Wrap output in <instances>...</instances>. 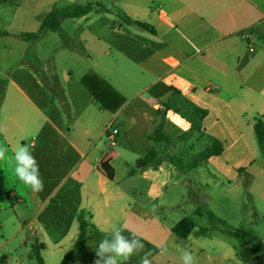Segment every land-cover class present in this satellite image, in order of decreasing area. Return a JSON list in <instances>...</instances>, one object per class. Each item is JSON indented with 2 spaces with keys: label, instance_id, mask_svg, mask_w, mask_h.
<instances>
[{
  "label": "crops",
  "instance_id": "crops-1",
  "mask_svg": "<svg viewBox=\"0 0 264 264\" xmlns=\"http://www.w3.org/2000/svg\"><path fill=\"white\" fill-rule=\"evenodd\" d=\"M159 2L167 8L157 12L133 6L123 11L151 25L153 33L123 24L110 8L111 13L94 11L80 18L109 67H134L140 70L135 80H150L135 95H128L125 85L111 88L106 101L114 111L103 107L81 83L88 74L97 83L105 80L101 72L83 68L79 78L69 75L63 80L55 74L54 60L50 67L38 53L35 60L22 62L17 79L8 84L4 80L0 144L8 148L9 157L20 145L30 146L44 181V190L33 192L16 177L14 160L0 162V214L13 213L18 235L30 231L35 236L38 218L46 227L58 225L46 211L61 205L71 226L84 217L94 232L104 234L112 225L126 224L152 257L171 259L167 264H181L180 250L185 248L197 255L199 264H225L234 250L240 257L239 248H231L220 236L192 238L191 232L180 239L171 230L178 222L167 226L160 214L173 208L186 176L175 163L176 146L196 132L192 124L202 117L199 137L223 146L220 155L204 162L228 182L238 177L246 146L256 138L255 123L264 122V69L257 36L264 34L259 30L264 13L252 0ZM166 36L181 41L173 44L163 39ZM39 64L46 75L39 72ZM124 72L132 79L134 72ZM254 112L259 116L252 123L247 115ZM159 125L167 140L155 139ZM113 130L118 131L115 145L109 139ZM152 150L156 158L145 162ZM8 192L16 198L14 207ZM74 233L70 237L77 238L79 223Z\"/></svg>",
  "mask_w": 264,
  "mask_h": 264
},
{
  "label": "rangeland",
  "instance_id": "rangeland-1",
  "mask_svg": "<svg viewBox=\"0 0 264 264\" xmlns=\"http://www.w3.org/2000/svg\"><path fill=\"white\" fill-rule=\"evenodd\" d=\"M252 1L264 13V0ZM95 2L110 8L113 14L133 6L144 7L145 11L152 9L157 12L167 8L159 0L154 1V6L152 0H11L0 6V32L6 30L13 33V36H0V79L6 80L7 84L17 79L22 62L35 60L38 53L39 57L48 61L50 67V60H54L55 74L63 80H67L69 75L72 78H79L83 68H86L101 72L111 88L125 85L128 95L139 92L150 80H135L140 70L134 67L129 68L126 65L114 69L109 67L104 62V58L99 56L95 40L85 31L86 21L66 19L62 22L59 32L44 31L33 42L23 41L14 35L39 32L41 18L53 7L64 8L74 4L86 5ZM92 15H95V12ZM263 29L264 26L259 27V30L263 31ZM257 36H259L260 57L264 69V34L261 32ZM163 39L173 44L181 41L177 36L176 38L166 36ZM75 51L79 52V56ZM38 70L46 75L43 64L38 65ZM126 70L134 72L130 77L132 79L125 76ZM166 79L172 82V78L168 75ZM262 86H264V76ZM8 93H12L10 88ZM145 93L147 92L142 93L141 96H145ZM257 116L259 115L255 112L248 113L247 119L254 123ZM210 119L214 121L215 117L212 116ZM252 141L246 146L245 162L241 165L243 170L239 172L235 181L231 182L219 176L211 165L204 162L202 155L212 144L209 138H200L196 131L179 141L175 157L176 162L185 170L186 176L176 190L177 201L173 208L168 209L165 215L160 214V218L167 226L184 218H191L196 223L192 238L210 239L220 236L231 248L235 246L240 249V244L239 240L229 232L241 230L245 235V248L249 251V256L256 259L259 264H264V148L258 144L256 138ZM225 157L221 158L224 163ZM198 209L201 210V215L197 213ZM46 212L59 224L46 227L38 218L34 225L35 236L30 231L18 235L20 226L13 225L11 221L13 213L0 214V264H39L32 249L36 244L35 238L39 243L44 244V249L41 251L44 264L62 262L74 245L76 235L70 236L78 231V222L73 220L71 226L66 211L61 205H51ZM208 212L214 213L219 221L211 220ZM92 231L90 229V234ZM103 237V233L93 231L87 246H84L82 252L67 264H94L97 258L94 247ZM142 255L143 253L135 255L126 264H140ZM150 259L153 264H167V260H171L164 255ZM200 261L205 260L200 257ZM225 264L252 263L243 262L234 250Z\"/></svg>",
  "mask_w": 264,
  "mask_h": 264
},
{
  "label": "trees",
  "instance_id": "trees-1",
  "mask_svg": "<svg viewBox=\"0 0 264 264\" xmlns=\"http://www.w3.org/2000/svg\"><path fill=\"white\" fill-rule=\"evenodd\" d=\"M11 0H0V6L4 5ZM101 13H111L112 11L110 9H107L106 7L102 6L99 2L95 3H88L86 5L81 4H74L71 6H67L64 8H57L53 7L52 10L43 16L41 18V27L39 32L37 33H19L15 34V36L23 41L26 42H33L36 40L40 33L44 31H52V32H59L61 30V24L66 19H80L83 18L90 13L97 11ZM123 24L127 26H133L139 30L148 31L153 33V27L145 22H141L138 20L132 19L129 15H127L125 12H116L114 13ZM11 34L8 32L0 33V36H10ZM13 36V35H12ZM94 75L88 74L86 75L81 83L82 85L93 95V97L105 108L114 111L111 107V105L106 101V95L109 93L111 87L105 81L104 79H100L97 82L93 80ZM5 87H6V81L0 79V105L3 101L4 94H5ZM202 114L205 116L206 111H202ZM202 120L199 119L198 121L194 122L192 124L191 129L193 131H200ZM255 135L257 138L258 144L264 148V122L261 119H257L255 123ZM155 139L157 141H164L167 140L166 135L163 132V126L159 125L155 131ZM223 151V146L219 141H214V143L205 150L204 154L202 155L204 160H207L211 156H217L220 155ZM157 156V153L155 150L150 151L147 156L144 158L145 162H152ZM177 165L178 162L175 161ZM181 167V165H179ZM243 169H240L239 172H241ZM8 200L11 204V207H14L16 204V198H13L11 196V192H8L7 194ZM197 213L199 215L202 214L201 210L198 209ZM209 218L211 220L219 221V219L211 212L207 213ZM79 223V233L78 236L74 242V245L71 249V251L63 258L62 262L60 264H67L69 261H72L75 259L77 255H79L85 245V242L87 240L88 234L90 229L94 228L91 224L88 223V221L84 217H80L78 219ZM196 223L191 218H184L181 221H179L176 225L172 227V232L179 237L180 239H187L188 236L191 234V232L195 229ZM232 236L237 238L239 240L240 249H239V255L241 259L246 263H252V264H259L256 259L249 256V251L245 248V235L241 230L236 231H230L229 232ZM33 253L38 261L39 264H44V260L41 256V251L44 249V244L38 243L36 241V244L32 247ZM131 264V263H127Z\"/></svg>",
  "mask_w": 264,
  "mask_h": 264
},
{
  "label": "clouds",
  "instance_id": "clouds-1",
  "mask_svg": "<svg viewBox=\"0 0 264 264\" xmlns=\"http://www.w3.org/2000/svg\"><path fill=\"white\" fill-rule=\"evenodd\" d=\"M3 129H0L2 132ZM8 148L0 144V162L14 160V173L16 177L31 191L42 192L44 181L40 174L39 163L28 145H20L11 157L7 156ZM129 232L128 236L123 233ZM96 259L94 264H126L132 257L143 253L140 264H153L150 259L151 251H145L142 238L126 224L112 225L110 231L104 233V237L94 247ZM165 250H162L163 254ZM181 264H199L197 255L190 249L180 250Z\"/></svg>",
  "mask_w": 264,
  "mask_h": 264
},
{
  "label": "built area",
  "instance_id": "built-area-1",
  "mask_svg": "<svg viewBox=\"0 0 264 264\" xmlns=\"http://www.w3.org/2000/svg\"><path fill=\"white\" fill-rule=\"evenodd\" d=\"M251 51H252V49H251ZM117 133H118L117 130H113V131H112V135L109 136V139H110V141H111V145H115V135H116Z\"/></svg>",
  "mask_w": 264,
  "mask_h": 264
}]
</instances>
